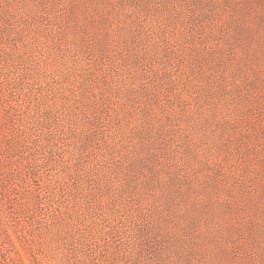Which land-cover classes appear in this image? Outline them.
Listing matches in <instances>:
<instances>
[{
	"label": "rangeland",
	"instance_id": "1",
	"mask_svg": "<svg viewBox=\"0 0 264 264\" xmlns=\"http://www.w3.org/2000/svg\"><path fill=\"white\" fill-rule=\"evenodd\" d=\"M264 264V0H0V262Z\"/></svg>",
	"mask_w": 264,
	"mask_h": 264
},
{
	"label": "trees",
	"instance_id": "2",
	"mask_svg": "<svg viewBox=\"0 0 264 264\" xmlns=\"http://www.w3.org/2000/svg\"><path fill=\"white\" fill-rule=\"evenodd\" d=\"M0 264H10V263L7 262V260H4L3 262H0Z\"/></svg>",
	"mask_w": 264,
	"mask_h": 264
}]
</instances>
